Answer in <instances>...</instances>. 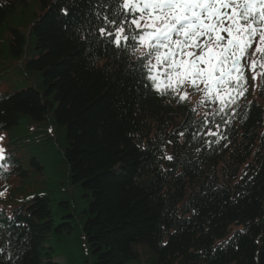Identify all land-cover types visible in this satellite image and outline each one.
<instances>
[{"label": "trees", "instance_id": "trees-1", "mask_svg": "<svg viewBox=\"0 0 264 264\" xmlns=\"http://www.w3.org/2000/svg\"><path fill=\"white\" fill-rule=\"evenodd\" d=\"M75 3L64 16L67 0H0V88L10 90L0 133L11 158L0 179L21 185L6 200L14 208L0 205V246L15 264H127L138 244L152 264H264V69L262 105L248 100L245 72L236 115L209 116L217 135L193 140L190 122L215 105L190 104L200 92L187 85L184 102L137 90L111 47L80 39L89 5ZM53 176L65 180L57 192Z\"/></svg>", "mask_w": 264, "mask_h": 264}, {"label": "snow or ice", "instance_id": "snow-or-ice-1", "mask_svg": "<svg viewBox=\"0 0 264 264\" xmlns=\"http://www.w3.org/2000/svg\"><path fill=\"white\" fill-rule=\"evenodd\" d=\"M87 2L89 8L75 31L86 44L103 45L105 50L111 47L124 65L125 77L133 78L137 90L141 84L145 89L151 86L160 95L171 92L178 102H184L189 93L181 90L187 85L202 93L201 105H215L199 121L190 122L196 128L193 140L217 135L213 127L219 125L209 116L230 109L236 115L233 106H238V98L247 90L249 64L253 71L264 69V0ZM75 6V0H67L62 14L67 16ZM90 50L86 48L85 54ZM179 135L184 136V131ZM5 153L0 147V168L11 159ZM165 158L174 159L166 153ZM3 233L0 224V239ZM6 251L5 259L15 264L19 256L8 245L0 246V257Z\"/></svg>", "mask_w": 264, "mask_h": 264}, {"label": "rangeland", "instance_id": "rangeland-1", "mask_svg": "<svg viewBox=\"0 0 264 264\" xmlns=\"http://www.w3.org/2000/svg\"><path fill=\"white\" fill-rule=\"evenodd\" d=\"M247 74H248V78H249V82H250V86H249V101L250 102H255L258 105H262V100L259 98L258 95V88H259V81H260V74L261 71L259 68H256L255 71H253L250 67L246 70ZM255 76V79H253V77ZM184 91H187V89H185ZM10 90L5 87V86H1L0 88V94H5V93H9ZM199 92V91H198ZM189 99V98H188ZM198 99V95L190 97L189 101L190 104H195V101ZM201 110V109H200ZM0 137H3L2 140H0V147H3L5 150L7 148V141L5 138V134L4 133H0ZM47 173H49L51 171L50 168L47 169ZM54 174V173H52ZM32 179V177L28 178V182H30ZM45 179V178H43ZM64 183L65 180L63 177H57V176H53L50 179V188L49 191H54L57 192L58 190L61 189V187H64ZM4 182L0 179V205L2 204H6V200L8 199V196L10 195V189H15L17 187H20L21 185L18 183V180H13L11 183H9V188L7 187H3ZM20 185V186H19ZM36 188H48V187H43V185L41 183H38L36 186ZM2 199L5 202H1ZM7 205V211L9 212L12 208L15 207L14 204H6ZM57 205V201H55L53 203V206L51 205V208L53 210L54 213V217L58 222H62L63 219H61V216L67 214V212H63L59 209V207H56ZM136 250L138 253V257L134 260L129 261L127 264H152L153 262V256L152 254L147 250L146 246L138 244L136 245Z\"/></svg>", "mask_w": 264, "mask_h": 264}]
</instances>
